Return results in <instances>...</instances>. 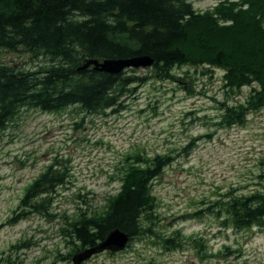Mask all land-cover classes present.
Wrapping results in <instances>:
<instances>
[{
  "label": "rangeland",
  "instance_id": "rangeland-1",
  "mask_svg": "<svg viewBox=\"0 0 264 264\" xmlns=\"http://www.w3.org/2000/svg\"><path fill=\"white\" fill-rule=\"evenodd\" d=\"M191 1L200 12L234 3L240 15L250 17L242 0ZM0 60L30 70L51 63L22 48L1 49ZM131 73L147 78L134 84L116 109L23 108L1 132L0 260L74 264L73 256L63 258L74 245L64 234L63 215L101 207L120 188L126 157L142 153L174 157L152 183L157 205L151 221L143 220L152 232L82 264H264V225L237 229L206 209L227 192L264 189V106L249 108L242 124L223 118L227 106L246 103L260 85L232 88L225 70L208 64L176 66L169 78L150 66ZM53 163L69 174L54 192L53 216L29 211L13 221L26 188ZM176 233L181 246L168 248L165 238Z\"/></svg>",
  "mask_w": 264,
  "mask_h": 264
},
{
  "label": "trees",
  "instance_id": "trees-1",
  "mask_svg": "<svg viewBox=\"0 0 264 264\" xmlns=\"http://www.w3.org/2000/svg\"><path fill=\"white\" fill-rule=\"evenodd\" d=\"M242 1L251 21L234 3L200 12L191 0H0V50L22 48L51 61L30 70L0 60V134L23 108L116 109L147 77L131 73L136 67L112 73L85 65L138 56L153 59L150 68L165 78L174 67L194 63L224 69L232 88L257 82L260 87H253L246 103L227 106L223 114L228 124L244 123L249 108L264 106V0ZM173 159L171 154L128 155L120 166V188L101 207L63 215L64 234L74 244L63 258L96 246L116 228L129 234L127 246L152 232L143 222L151 221L157 205L152 183ZM68 177L67 167L50 164L26 188L13 221L29 211L53 216L54 192ZM206 209L237 229L264 225V189L227 192ZM178 233L165 238L168 248L181 246Z\"/></svg>",
  "mask_w": 264,
  "mask_h": 264
},
{
  "label": "water",
  "instance_id": "water-1",
  "mask_svg": "<svg viewBox=\"0 0 264 264\" xmlns=\"http://www.w3.org/2000/svg\"><path fill=\"white\" fill-rule=\"evenodd\" d=\"M154 60L148 56H138L130 59H106L100 61L98 59H93L86 63L85 67L89 65H94L96 69L103 70L107 72L117 73L122 71L127 67H148L153 64ZM130 240L129 234L119 228L112 230L107 237L98 243L94 247H89L80 252H77L72 257L74 264H82L85 260L89 259L94 254L110 250L118 251L123 250Z\"/></svg>",
  "mask_w": 264,
  "mask_h": 264
}]
</instances>
